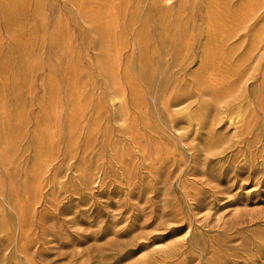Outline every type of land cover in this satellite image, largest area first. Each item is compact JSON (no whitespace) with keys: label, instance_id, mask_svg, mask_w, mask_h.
<instances>
[{"label":"rangeland","instance_id":"1","mask_svg":"<svg viewBox=\"0 0 264 264\" xmlns=\"http://www.w3.org/2000/svg\"><path fill=\"white\" fill-rule=\"evenodd\" d=\"M0 264H264V0H0Z\"/></svg>","mask_w":264,"mask_h":264},{"label":"bare ground","instance_id":"2","mask_svg":"<svg viewBox=\"0 0 264 264\" xmlns=\"http://www.w3.org/2000/svg\"><path fill=\"white\" fill-rule=\"evenodd\" d=\"M127 98V92L126 90H124L120 95H118L116 98L112 99V102L113 104H116V103H122L126 100ZM235 119H241V115L240 114H237L235 115V117L233 119H230V123L235 120ZM234 123V122H232ZM234 129V128H233ZM154 146V145H153ZM49 165V164H48ZM7 206V205H6Z\"/></svg>","mask_w":264,"mask_h":264}]
</instances>
